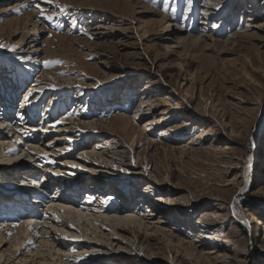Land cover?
Here are the masks:
<instances>
[{"label":"rangeland","instance_id":"obj_1","mask_svg":"<svg viewBox=\"0 0 264 264\" xmlns=\"http://www.w3.org/2000/svg\"><path fill=\"white\" fill-rule=\"evenodd\" d=\"M37 2L44 16L0 0V42L17 46L0 48V79L18 86L0 108L20 134L0 124L12 159L0 155V234L22 223L4 197L39 226L17 248L4 239L0 264H55V252L61 264H264V0ZM29 11L44 29L24 37L32 27L10 22ZM30 143L42 146L31 159ZM53 198L103 219L76 221Z\"/></svg>","mask_w":264,"mask_h":264},{"label":"bare ground","instance_id":"obj_2","mask_svg":"<svg viewBox=\"0 0 264 264\" xmlns=\"http://www.w3.org/2000/svg\"><path fill=\"white\" fill-rule=\"evenodd\" d=\"M25 2H28L29 0H24ZM20 2H21V0H15V6H20L21 4H20ZM23 3V2H22ZM24 5V4H23ZM14 8V6H10L9 7V9L8 10H12ZM23 14V13H22ZM13 20V19H12ZM22 23H26L27 25H29V26H31L32 28H31V32H29V33H27V34H25L24 35V37H26L27 35H32V36H35L37 33H41L42 31H43V29H44V26L42 25H40L41 23L39 22V20L37 19V15H36V13L34 12V11H29V12H26V13H24L23 14V16L20 18V19H15V20H13L12 22H10V25H14L15 27H18L19 28V26L22 24ZM17 28V29H18ZM23 37V38H24ZM32 38V37H31ZM35 39H36V37H34ZM35 41V40H34ZM36 41H38V39L36 40ZM22 42V41H21ZM36 47H37V49H35V52H37V51H39V44H36L35 45ZM39 53V52H38ZM2 70V72H4L5 71V69H3L2 67H0V71ZM1 80H4L5 82H6V77L5 78H3V79H1ZM3 81V82H4ZM2 82V84H4ZM1 83H0V86H3ZM13 85L14 84H12V87H13ZM1 88V87H0ZM3 88V87H2ZM18 88V86L16 87V89ZM13 94H11L10 95V98H13ZM9 97V96H8ZM9 98V99H10ZM0 99L1 100H5V97H4V95H1V93H0ZM14 99H15V97H14ZM9 102H10V100H8ZM15 101V100H14ZM1 107V106H0ZM3 108V107H2ZM2 108H0V113H2L1 115H0V124L3 126V128L6 130L7 128H9L8 129V132H11V133H13L12 134V137L13 136H15V135H18V136H20V134H19V131L18 130H16L15 131V128H14V125L15 124H13V121L9 118L8 120H7V118H5V117H2L3 116V114H4V109H2ZM20 112L21 111H15L12 115H15L13 118H18V115L20 114ZM10 113H12V112H10ZM262 117H263V115H262ZM261 117V118H262ZM15 119V120H16ZM152 121V120H151ZM264 120H263V118L261 119V121H260V123H259V125H261L262 124V122H263ZM12 122V123H11ZM153 122H149V124L148 125H151ZM51 124V123H50ZM65 126V125H64ZM148 127L149 126H147L144 130H147L148 129ZM64 129H69V127H65ZM56 131H58V132H60V131H62V127H60V128H58ZM4 138L3 139H8V140H10L9 138H8V136H3ZM19 139V138H18ZM17 139V140H18ZM16 140V141H17ZM16 141H14V142H12V141H9V142H7V144L8 145H16ZM6 142H3V143H1L0 142V155L1 156H3L5 159H6V161H9V162H11L12 161V159H10V157H7V154L5 155V150H6ZM42 148V146H40V145H36V144H28L27 145V152L25 153L24 152V148H22L21 150H22V152H24L26 155H27V157H28V155H29V159H31V158H33V157H31L32 155L30 154V150L31 151H36V150H39V149H41ZM44 150H47V149H45L44 148ZM29 152V153H28ZM28 153V154H27ZM8 156H10V154H8ZM35 157H37V156H35ZM20 157L18 158V160L20 161ZM4 161V160H3ZM26 167V166H25ZM30 167H32V166H30ZM26 168H24L23 167V171L25 170ZM30 169V168H29ZM28 169V167H27V169L26 170H29ZM25 170V171H26ZM32 180V179H31ZM14 180H12V181H10V182H8V183H12V184H9V185H11V186H13V187H9V191H7V190H2V193L3 194H5L6 196H8L9 194L10 195H12V194H14L15 192L17 193L18 191H19V186L22 184L21 182H13ZM22 181V180H21ZM23 182V181H22ZM31 181H29L28 183H30ZM41 183V182H40ZM74 184V183H73ZM73 184H71V181L69 182V183H66V185H64L65 186V188H66V190H69V189H73V187H72V185ZM34 185V184H33ZM36 186V185H35ZM64 186H62V187H60V190L62 189V190H65L64 189ZM21 187H24V186H21ZM6 189V188H5ZM12 190H14V192H12ZM61 193H62V191H61ZM93 196V195H92ZM159 196V195H158ZM160 197H162L161 195H160ZM159 197V198H160ZM132 198V197H131ZM3 199V198H2ZM4 199H7V198H5L4 197ZM4 199H3V202H4ZM92 200V199H91ZM2 202V206H3V209L1 210V212H3L4 211V209H6V215H8L9 213H11L12 214V216L11 215H9V217L11 216V217H13L12 219H8V221L9 220H15V221H18V220H22V223H19L18 225L17 224H14V223H10V224H7V225H3V227H8V229L10 228L11 230H15V231H7V232H2L1 234H0V247H4V245L2 244L3 243V240L4 239H7L9 236H13L12 238H11V240L10 241H12V242H10V243H12L13 244V247H15V248H17L21 243H22V238H21V236L22 235H25V232H27V231H37L39 228V226L37 225L36 227H33V224H35L36 222H33V220H32V218H31V216H27V215H25V216H23V217H20V214H24V213H22L21 211H24L25 212V206L23 205V206H21V207H18L19 209V212L20 213H18V214H14L13 213V210H12V208H11V206H10V204H7V203H3ZM52 202L54 203V204H52V206H62L63 205V207H64V211H65V213L67 214V215H72L75 219H76V221H82L83 219H85V221H87L88 223H91L92 225H94L95 223L94 222H96V221H98V219H103L102 217H98V216H96V215H94V214H87L86 212H82L81 210H78V209H75L74 207H77V205H74L76 202L73 200V199H69V200H67V199H62V198H53L52 199ZM233 204H235V202H233ZM52 206H49V208L50 207H52ZM72 206H74V207H72ZM7 207H9V208H7ZM236 209V208H235ZM55 211V213L56 214H59L58 212L60 211V210H54ZM4 214V213H3ZM66 215V216H67ZM148 215H154V213L152 212V213H150V214H148ZM89 216H94L93 218H90ZM137 216L138 215H136V216H134V215H128V220H131V222L133 221L134 223H136L138 226H140V225H142L143 224V222H144V218H140L139 216H138V218H137ZM133 217H136V218H133ZM213 217H216L215 215L213 216ZM239 217H240V219L241 220H246V218H245V216H243V215H239ZM6 219H7V217H6ZM104 219H106L108 222H109V224H111V225H113V226H111L112 228H113V230H115L116 231V229H118V223L120 222V220H118L117 218H115V216H111V217H105ZM33 223V224H32ZM60 223V222H59ZM83 224V223H82ZM60 225H63V226H66V224L63 222V223H61ZM18 228H17V227ZM55 226V225H54ZM95 226H96V224H95ZM134 227H137V226H134ZM98 229V227L96 228V230ZM45 229L44 228H42L40 231H44ZM24 240V239H23ZM43 240H45V238H43ZM16 250V249H15ZM51 251L52 250H54V251H58V250H60V249H57L55 246H53L51 249H50ZM32 250H29V252H31ZM40 253H43V251H40V252H37L36 253V256L38 255V254H40ZM13 255H14V253H13ZM43 255H45V251H44V253H43ZM52 256L54 257V256H56L55 258H56V262H55V264H61L62 262H63V257L62 256H60L57 252H55L54 254H52ZM2 258V257H1ZM1 258H0V262H1ZM10 259V257H8L7 258V260H9ZM18 260H19V262L21 263V264H25V263H27L28 262V260H29V257L28 256H21V257H18L17 258ZM39 262H41V261H39ZM45 262H49V259L47 258V259H45ZM2 264V263H1ZM34 264H36V262H34ZM37 264H42V263H37ZM43 264H45V263H43Z\"/></svg>","mask_w":264,"mask_h":264},{"label":"snow or ice","instance_id":"obj_3","mask_svg":"<svg viewBox=\"0 0 264 264\" xmlns=\"http://www.w3.org/2000/svg\"><path fill=\"white\" fill-rule=\"evenodd\" d=\"M32 3L35 5V7L37 9H39V13L40 15L44 16L45 15V10L43 8L40 7V4L37 2V0H32ZM44 3H47V4H52L53 3V0H44ZM187 3L189 5V7L191 6V3H192V0H187ZM24 7H27V5H25ZM164 9L165 11H168L169 10V0H165V3H164ZM64 11V8L62 7L61 8V12ZM171 11L173 14H175L176 12V9L175 8H171ZM17 12H19V9H17ZM45 19H48V20H51L52 17L50 16H45ZM71 24L73 27L76 26V20L73 19L71 21ZM59 26V25H57ZM80 31L84 34V35H87L88 33L83 29L81 28ZM0 48H7L9 51L11 52H16L17 51V46L15 44H12V45H6L2 42H0ZM22 59V58H21ZM30 59V58H29ZM62 63V61H59V60H53V61H49V60H45L44 61V66L47 68V67H51V66H55L56 64H60ZM32 96V93L29 92L27 96H25V100H29V98ZM10 151H16L15 149H11ZM43 158H46V157H43ZM72 167H78V165H72ZM54 175H61V173H53ZM34 184H37L38 186V182L34 181L33 182ZM235 214V213H234ZM58 219V218H57ZM65 240L69 239V237L65 236L64 237ZM73 251H75V249H73Z\"/></svg>","mask_w":264,"mask_h":264}]
</instances>
